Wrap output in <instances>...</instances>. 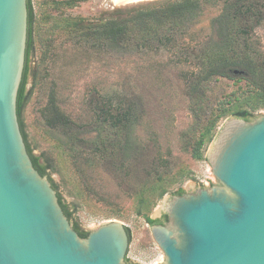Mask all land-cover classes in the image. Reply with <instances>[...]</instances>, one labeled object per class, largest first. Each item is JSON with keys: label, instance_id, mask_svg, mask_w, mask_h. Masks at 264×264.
I'll use <instances>...</instances> for the list:
<instances>
[{"label": "rangeland", "instance_id": "374dc122", "mask_svg": "<svg viewBox=\"0 0 264 264\" xmlns=\"http://www.w3.org/2000/svg\"><path fill=\"white\" fill-rule=\"evenodd\" d=\"M152 1L30 0L33 51L26 85L28 95L21 117L27 141L33 155L48 165V173L65 204L75 210L71 224L77 223L84 232L109 220L125 224L130 235L127 264H165L164 254L154 242L149 225L139 215L135 197L152 179L144 176L142 168L150 166L154 147L142 165L137 163L131 168L127 178L122 176L124 173L116 172L113 167L116 162L104 161L99 156L90 155L88 166H75L67 137L47 129L41 113L51 98L77 125L94 119L92 102L101 104L110 100L117 105L131 101L137 109H142V119L134 132L139 141L149 142L151 137H158L161 156L168 159L165 182L182 169L188 172L182 181L169 185L167 192L155 202L149 213L152 219H160L165 202L178 189L188 194L217 186L206 159L210 144L201 161L194 160L182 148V135L189 133L193 125L185 79L193 65L176 64V50L162 47L129 51L95 48L90 37L82 35L80 30L108 18L117 9ZM221 9V1L204 3L202 12L178 42L179 46L185 48L194 41L203 43L210 38L219 42L222 30L217 19ZM254 35L252 42L258 44L264 56V24ZM237 86L230 80L214 82L212 95L220 98ZM262 115L264 109L253 114ZM225 120L220 122L217 132ZM78 138L93 142L95 134H79ZM79 151L88 152L84 147ZM87 186L90 194L85 191Z\"/></svg>", "mask_w": 264, "mask_h": 264}, {"label": "water", "instance_id": "95a60500", "mask_svg": "<svg viewBox=\"0 0 264 264\" xmlns=\"http://www.w3.org/2000/svg\"><path fill=\"white\" fill-rule=\"evenodd\" d=\"M27 27V0H0V264H127L125 224L80 238L27 153L16 113ZM206 159L217 186L173 196L167 224L149 226L165 264H264V115L227 118Z\"/></svg>", "mask_w": 264, "mask_h": 264}, {"label": "trees", "instance_id": "16d2710c", "mask_svg": "<svg viewBox=\"0 0 264 264\" xmlns=\"http://www.w3.org/2000/svg\"><path fill=\"white\" fill-rule=\"evenodd\" d=\"M217 1L222 4L217 19L222 30L219 42L210 38L203 43L194 41L185 48L178 43L187 34L189 25L202 12V5L213 3V0H154L147 4L117 9L108 18L80 29L82 35L90 37L95 48L129 51L162 47L176 50V64L193 65L191 72L185 76L193 125L189 133L182 135V148L196 161L204 159L205 149L214 139L221 121L228 117L250 121L255 112L264 109V56L259 52L258 44L252 42L255 30L264 24V0ZM27 10L25 63L16 101L18 123L34 169L49 180L64 215L71 222L75 210L65 204L58 186L48 173V165L40 157L33 155L21 119L28 95L26 85L33 51V12L30 0H27ZM220 80L232 81L238 85L237 89L214 98L212 85ZM242 82L244 85H241ZM126 103L121 101L113 105L110 100H104L101 104L92 102L94 119L81 125H77L66 115L54 98L48 101L41 115L47 129L67 137L75 166H88L90 155L99 156L104 161L116 162L113 165L116 172L120 175L124 173L122 176L127 178L131 168L137 163L142 165L151 147H154L150 166L142 168L144 176L152 179L135 197L139 215L144 217L148 225H159L158 219L149 216L152 206L167 192L169 185L182 181L188 172L182 169L165 182L168 159L161 156L158 137H151L149 142L139 141L134 130L142 119V109H137L134 102ZM92 133L95 134L93 142L78 138L79 134ZM83 147L88 152L79 151ZM85 191L90 194V186ZM181 194V189L175 192V195ZM72 228L80 238L87 237L88 232L82 231L77 223H72ZM127 232L129 235L128 228Z\"/></svg>", "mask_w": 264, "mask_h": 264}, {"label": "flooded vegetation", "instance_id": "af4514ba", "mask_svg": "<svg viewBox=\"0 0 264 264\" xmlns=\"http://www.w3.org/2000/svg\"><path fill=\"white\" fill-rule=\"evenodd\" d=\"M66 1H68V3H71L70 2V0H66ZM67 3V2H66ZM182 195V194H181ZM173 196H179V195H172V197ZM167 222H168V217H167V215L163 212L162 214H161V216H160V219H159V225H165V224H167ZM150 226V225H149Z\"/></svg>", "mask_w": 264, "mask_h": 264}, {"label": "bare ground", "instance_id": "6f19581e", "mask_svg": "<svg viewBox=\"0 0 264 264\" xmlns=\"http://www.w3.org/2000/svg\"><path fill=\"white\" fill-rule=\"evenodd\" d=\"M114 3H119L124 0H112ZM127 1V0H126ZM129 1V0H128ZM131 2L145 1V0H130Z\"/></svg>", "mask_w": 264, "mask_h": 264}]
</instances>
